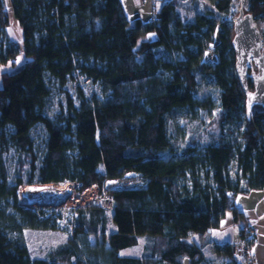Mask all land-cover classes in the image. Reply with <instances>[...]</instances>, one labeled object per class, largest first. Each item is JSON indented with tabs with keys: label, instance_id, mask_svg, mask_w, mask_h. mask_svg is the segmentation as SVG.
Wrapping results in <instances>:
<instances>
[{
	"label": "trees",
	"instance_id": "trees-1",
	"mask_svg": "<svg viewBox=\"0 0 264 264\" xmlns=\"http://www.w3.org/2000/svg\"><path fill=\"white\" fill-rule=\"evenodd\" d=\"M9 1L23 39L21 48L10 40L0 0V67H10L0 74V264L201 263L210 232L226 213L235 226L244 222L235 198L264 191V111L254 107L246 119L234 69L238 0H169L159 18L147 23L129 22L120 0ZM249 13L264 45V0H251ZM151 33L155 39L145 40ZM212 46L216 61L209 63L204 60ZM78 74L109 98L89 101L77 89L75 101L66 93L59 115L48 119L47 78L62 89ZM200 77L216 87L219 136L202 150L196 134L179 147L167 134L165 117L198 105ZM248 86L252 91L251 81ZM104 106H116L118 117L107 118ZM238 120L243 129L236 145L225 125ZM38 124L47 136L39 166L31 140ZM10 146L17 160L7 187L4 154ZM233 160L240 171L236 183L228 176ZM132 173L143 182L141 189L125 186L135 182L122 180ZM34 179L54 186L77 183L81 190L121 181L124 186L108 194L118 233L107 232L103 208L80 209L72 237L34 257L19 235L46 229L47 221L17 205L18 188ZM140 240V255H121ZM248 241L254 244L255 236ZM213 250L233 255L231 245Z\"/></svg>",
	"mask_w": 264,
	"mask_h": 264
},
{
	"label": "rangeland",
	"instance_id": "rangeland-1",
	"mask_svg": "<svg viewBox=\"0 0 264 264\" xmlns=\"http://www.w3.org/2000/svg\"><path fill=\"white\" fill-rule=\"evenodd\" d=\"M168 1V0H167ZM164 2H166L164 0ZM7 15L9 19L8 35L10 40L18 45L22 46V32L18 26V23L12 16L10 1L4 0ZM187 3V2H183ZM239 4V3H238ZM213 46L206 53L205 60L209 63L216 61V56L213 53ZM21 56L18 60H21ZM10 69L7 67H0V74L3 70ZM47 84L51 90V94L47 100L44 115L50 119L55 120L59 115L61 108L65 105V94L67 93L74 101L76 99L77 89H81L86 98L91 101L93 97L101 102H105L109 97L108 93H104L101 86L88 79H85L81 75H77V81L72 79L68 81L65 87L62 89L59 85L51 78H47ZM199 90H198V105L194 108H179L174 109L168 113L165 117L166 130L170 139L174 140L179 147H183L188 142V138L196 134L197 139L199 138L200 143L197 147L198 150H202V147L211 139H218L219 128L218 119L220 110L215 100L216 87L209 81L203 78H199ZM136 108L139 107L138 103H135ZM104 113L107 118L114 119L118 117V109L116 106H104ZM226 129L230 127L233 131L231 139L236 145L240 143V134L243 129L242 121H236L232 126L225 125ZM46 131L43 125H36L31 131V140L33 142V151L36 155V165L39 166L45 151L46 142ZM5 158L8 164V173L5 175L7 187L11 186V180L15 169L17 160L16 148L10 146L6 152ZM1 170V165H0ZM228 176L232 183H236L240 177V171L238 169L237 162L233 160L228 167ZM127 183V182H125ZM25 187L30 189L31 194H34L30 199L35 205L34 207H23L24 209H31L36 213H40L41 220L47 221V228L40 230L23 229L21 234V240L24 245L29 249L34 257L44 256L47 251L54 249L59 245L66 242L73 235L74 220L76 218V211L66 206V197L61 194L62 189L65 188V184L60 186H54L52 184H41L34 179L31 184L21 185L19 188ZM18 188V189H19ZM24 189V188H23ZM22 189V190H23ZM24 189V191H25ZM22 191V193L24 192ZM19 192L17 191V197ZM25 194V193H24ZM25 196V195H24ZM107 202L102 203L103 209L108 216V233L116 231L118 225L117 216L112 211V206L109 196L104 198ZM4 202V201H3ZM11 201L9 200V203ZM19 203V199L17 200ZM20 204L25 206L24 202ZM18 205V204H17ZM4 203H1L0 207H3ZM11 210L9 209L8 212ZM42 213V214H41ZM18 237L16 232L11 234V237ZM140 255V254H139Z\"/></svg>",
	"mask_w": 264,
	"mask_h": 264
},
{
	"label": "crops",
	"instance_id": "crops-1",
	"mask_svg": "<svg viewBox=\"0 0 264 264\" xmlns=\"http://www.w3.org/2000/svg\"><path fill=\"white\" fill-rule=\"evenodd\" d=\"M168 2L167 0H165ZM126 18L129 22L140 20L142 23L156 21L160 16V9L166 2L164 0H120ZM5 5V3H4ZM6 7V6H5ZM147 41L155 39V34H148L144 38ZM236 208L243 213L244 222L239 226L233 223L231 213H226L219 227L210 232L208 245L202 249L203 261L199 264H225L229 257L213 250L214 247L223 245L235 246L241 239L240 231L243 227H249L255 235V243L252 251L257 257L256 264H264V191H253L247 195H239L235 198ZM117 225L116 231L118 233ZM143 240L137 247L124 250L122 256L135 257L141 253ZM183 264H188L184 261Z\"/></svg>",
	"mask_w": 264,
	"mask_h": 264
},
{
	"label": "water",
	"instance_id": "water-1",
	"mask_svg": "<svg viewBox=\"0 0 264 264\" xmlns=\"http://www.w3.org/2000/svg\"><path fill=\"white\" fill-rule=\"evenodd\" d=\"M237 16L233 21L231 46L235 55V74L244 97L247 120L254 107L264 111V45L249 13L251 0H238ZM248 81L253 84L249 90Z\"/></svg>",
	"mask_w": 264,
	"mask_h": 264
},
{
	"label": "built area",
	"instance_id": "built-area-1",
	"mask_svg": "<svg viewBox=\"0 0 264 264\" xmlns=\"http://www.w3.org/2000/svg\"><path fill=\"white\" fill-rule=\"evenodd\" d=\"M182 2H189V0H180ZM74 81H77V78L74 79ZM134 177L135 182H129L125 186H134L136 189H141L144 184L141 181L138 174L132 173V174H125L122 177V180H126L128 178ZM124 186V184L117 180V179H111L106 180L102 184L101 187L97 185H93L90 188L81 190L80 185L77 183H65V188L62 189L61 194H63L66 197V206L69 208H72L74 211L80 210V209H86L89 207H101L102 203L107 202V199L104 200V198H107L109 192L120 189ZM25 187H21L18 189V199L19 203L17 202L18 206L21 207H34L35 205L33 202L29 201L26 202L21 196L22 189ZM20 202H24L25 206L20 204ZM255 236L253 233V230L249 227H243L242 228V236L240 241L233 246V255L225 264H256L257 263V257L252 251L253 244L249 246V239L251 237Z\"/></svg>",
	"mask_w": 264,
	"mask_h": 264
},
{
	"label": "bare ground",
	"instance_id": "bare-ground-1",
	"mask_svg": "<svg viewBox=\"0 0 264 264\" xmlns=\"http://www.w3.org/2000/svg\"><path fill=\"white\" fill-rule=\"evenodd\" d=\"M25 189V188H24ZM23 189V191H24ZM31 189V188H30ZM30 189H25V191L23 193H21V196L24 200H26V202L31 201L32 199H30L34 194H37V192H34V194H31ZM25 193V194H24ZM25 195V196H24Z\"/></svg>",
	"mask_w": 264,
	"mask_h": 264
}]
</instances>
